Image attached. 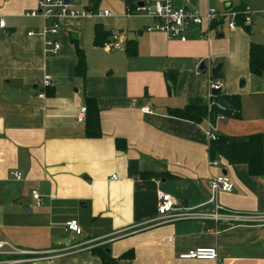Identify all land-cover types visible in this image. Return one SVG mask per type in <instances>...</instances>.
Here are the masks:
<instances>
[{"label":"crops","instance_id":"1","mask_svg":"<svg viewBox=\"0 0 264 264\" xmlns=\"http://www.w3.org/2000/svg\"><path fill=\"white\" fill-rule=\"evenodd\" d=\"M126 1L164 0H124L118 14L109 11L112 17L101 21L64 19L54 38L59 52L46 56L43 40L27 36L40 33L44 22L23 16L36 9V0H0L6 25L0 31V242L17 250L0 255V262L102 264L103 250L113 259L132 251L133 259L120 264H264V224L154 222L160 193L170 195L177 210L211 215L208 181L223 173L234 190L217 194V204L231 213L264 216V177H251L246 165L231 166L220 157L217 167L210 166L208 120L195 124L167 114L208 105L209 75L197 72L202 63L208 71L221 65L214 82L221 95L239 96L241 113L238 120L217 121L215 134H260L264 149V74L255 77L248 69L250 43L264 48V0H197L195 7L170 0L174 8L201 14L242 6L249 12L250 34L237 22L230 29L222 21L208 38L194 31L186 42L147 32L153 25L148 18L124 17ZM98 24L119 33L125 50L135 44L137 54L114 50L110 38L95 47ZM71 40L85 55L84 79L74 75ZM45 78L51 81L47 88ZM85 98L97 104L99 139H87L84 123L76 121ZM143 107L151 113H142ZM116 139L125 141V151L115 148ZM32 192L39 194V206ZM69 221L77 222L80 235L65 231ZM196 249H214L220 263L179 258Z\"/></svg>","mask_w":264,"mask_h":264},{"label":"built area","instance_id":"2","mask_svg":"<svg viewBox=\"0 0 264 264\" xmlns=\"http://www.w3.org/2000/svg\"><path fill=\"white\" fill-rule=\"evenodd\" d=\"M124 2V0H118ZM197 1V0H188ZM249 12L247 9L244 11L243 25L248 24ZM26 18L41 19L44 22L42 31L38 34L29 32L28 37L37 36L43 40V53L46 56H55L58 54L60 46L54 40L58 34L59 24L61 21L67 18L71 19H87V20H101L112 17V14L107 11H91V0H36V9L27 11L23 14ZM124 17H143L153 21V25L146 29L147 32H158L165 35L170 40H178L180 42H186L193 34L194 31L201 33V38H208V32L211 30L213 23L220 21H227V26L230 29L236 27L237 18L239 17L235 11L229 10L224 13H218L214 9H208L205 14H201L195 9L188 8H174L170 0L134 4L133 8H129L125 4ZM205 26V30L202 31V27ZM6 27L4 19L0 14V31ZM110 40L112 47L117 51H125V47L121 44L120 34L115 31H110ZM208 71V70H207ZM209 75V104L213 105L211 101V95L215 92H221V87L210 78ZM198 75L201 73L198 71ZM50 79L45 78L43 86L45 88L50 86ZM43 98L44 95H39ZM217 106V104H216ZM218 107V106H217ZM219 108V107H218ZM141 112L144 114H150L148 108H141ZM86 108L82 107L77 115L76 121L80 124L85 122ZM225 120L223 116L217 117L213 124L208 120L207 137L209 142L216 139L215 124L217 121ZM218 161L213 160L209 162L210 166L217 167ZM10 176L20 181L22 179L18 172H11ZM113 180L119 182L115 177ZM208 187L211 193V202L214 203V212L211 215L204 214L202 212H191L188 210H177L176 201L168 194L160 193L157 201V216L154 221L158 224H166L176 221H202L211 220L214 222H221L236 226H248L254 224H264V216L249 215L231 213L223 210L216 202V196L219 193H231L234 190V184L225 175H219L211 178L208 181ZM32 198L36 201L37 206L40 204V196L36 192H32ZM65 231L74 233L76 235L81 234V228L76 221H69L64 225ZM17 250L13 249L6 243L0 242V255H12ZM23 253V252H22ZM181 260H198V261H211L219 262L217 253L214 249H196L191 250L185 254L179 256ZM22 261H7L0 262V264H18Z\"/></svg>","mask_w":264,"mask_h":264},{"label":"trees","instance_id":"3","mask_svg":"<svg viewBox=\"0 0 264 264\" xmlns=\"http://www.w3.org/2000/svg\"><path fill=\"white\" fill-rule=\"evenodd\" d=\"M102 0H91V11L97 10ZM238 1V0H229ZM229 8H232L229 3ZM126 6L133 8L131 2L126 1ZM245 7H238L233 9L238 14L237 25L243 27L247 34H250L249 27L244 26V11ZM213 23L211 28H215L218 24ZM110 32L105 31L101 25L94 27V39L93 45L95 47H102L105 42L108 41ZM75 47L76 64L74 67V75L81 79L86 76V64L85 55L79 48L78 44L71 40ZM135 44L129 42L125 52L129 57H134L136 53ZM248 69L249 73L255 77H262L264 74V48L256 43L251 42L248 51ZM166 79H174V74L165 75ZM220 75L216 78L218 79ZM214 80V79H213ZM172 81V82H173ZM222 99L226 102L227 108L222 110L216 106L217 102ZM211 101L214 103L211 106H185L181 109L167 110V114L170 117L180 120L192 122L195 124H201L205 120L211 121L213 124L219 116H223L225 119H240L241 102L238 95H221L219 92L212 93ZM86 108L85 115V137L87 139H99L101 137L99 110L94 99L85 98L84 100ZM115 148L119 151L126 150V143L124 140L116 139ZM209 160H216L218 157L225 160L228 165H246L248 174L251 177L261 178L264 177V149H263V137L260 134L249 135L242 138H233L224 135H216V139L210 142L208 147ZM143 179H149L155 177V175L141 174ZM99 252V251H98ZM99 257L102 264H120L121 260L133 259V252L128 251L121 255L118 259H113L109 254L100 250Z\"/></svg>","mask_w":264,"mask_h":264},{"label":"water","instance_id":"4","mask_svg":"<svg viewBox=\"0 0 264 264\" xmlns=\"http://www.w3.org/2000/svg\"><path fill=\"white\" fill-rule=\"evenodd\" d=\"M197 1H191L190 4L192 7H195ZM199 72L202 74V75H206L207 74V67L205 66L204 63H202L199 67ZM220 72H221V65H216L215 67H213L209 74H210V78L213 80V79H216L219 75H220ZM217 106L222 109V110H225L227 108V104L224 100L220 99L218 102H217ZM225 173H223L224 175ZM24 211L25 212H29V207L25 206L24 207Z\"/></svg>","mask_w":264,"mask_h":264},{"label":"rangeland","instance_id":"5","mask_svg":"<svg viewBox=\"0 0 264 264\" xmlns=\"http://www.w3.org/2000/svg\"><path fill=\"white\" fill-rule=\"evenodd\" d=\"M244 1V0H242ZM123 4L121 2H118V0H102L100 5V11H102L103 9H108V11H110L113 14H118V10L123 9ZM221 8H223V5L221 4ZM121 14V13H120ZM124 14V12L122 13V15ZM135 19H141V17H134ZM134 18H131L132 20ZM130 19V18H129ZM103 20V19H102ZM119 19H110V21H116ZM95 21H101V20H95ZM242 81L240 82L241 85Z\"/></svg>","mask_w":264,"mask_h":264}]
</instances>
